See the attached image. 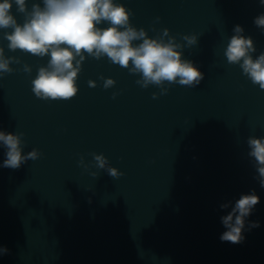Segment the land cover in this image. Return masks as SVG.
<instances>
[{
    "label": "water",
    "instance_id": "1",
    "mask_svg": "<svg viewBox=\"0 0 264 264\" xmlns=\"http://www.w3.org/2000/svg\"><path fill=\"white\" fill-rule=\"evenodd\" d=\"M114 2L150 38L167 28L186 45L184 35H197L182 59L204 79L195 88L165 83L161 94L106 56L85 53L77 95L42 100L31 81L50 57L10 51L4 33L11 29H0L5 56L20 60L0 76V131L24 133L23 154L41 153L19 169L4 168L0 144V249H8L0 264H264V187L247 144L264 137V90L224 55L236 25L253 39V58L264 52V29L254 24L264 6L260 0ZM33 3L43 6L27 0L29 10ZM12 12L22 24L15 5ZM101 76L115 85L105 89ZM93 153L123 175L112 178L95 167ZM81 157L88 168L79 165ZM253 190L260 199L245 219L243 241L222 242L221 217Z\"/></svg>",
    "mask_w": 264,
    "mask_h": 264
},
{
    "label": "clouds",
    "instance_id": "2",
    "mask_svg": "<svg viewBox=\"0 0 264 264\" xmlns=\"http://www.w3.org/2000/svg\"><path fill=\"white\" fill-rule=\"evenodd\" d=\"M260 4L264 6V0H260ZM14 5L16 12L24 15L22 24L12 12ZM42 5L33 3L29 10L27 0H0V29H11L4 33V39L9 42L8 49L50 57L47 66H41L31 81L32 92L39 99L69 100L75 97L78 93L76 80L85 53L97 60L106 56L111 63L127 68L132 74H139L140 79L136 83L142 88L156 85L161 88V94L168 91L165 83L195 88L204 79V74L193 62L182 59V49L198 43L195 34L182 37L186 45L170 36L167 28L157 38H150L143 28L138 30L131 25V11L114 0H42ZM105 22L109 26H98ZM254 24L264 29V13L254 18ZM233 32L224 52L227 62L239 64L243 74L264 90V52L253 58L252 53L256 52L253 39L243 35L244 29L240 25H236ZM136 41L140 42L134 43ZM12 63L18 64L20 60L14 56L6 57L4 48L0 47V76L13 72L10 67ZM23 70L30 73L31 67L25 64ZM100 79L105 89L116 83L112 78L101 76ZM88 84L96 87L95 81L89 80ZM156 97L157 94L153 93V98ZM23 135L0 131V144L6 148L4 168L19 169L27 161H35L40 157L41 153L37 149L23 154ZM247 144L250 149L248 156L253 158L257 178L261 187H264V137H249ZM92 155L94 166L106 169L112 178L123 175L109 165L103 154ZM78 163L88 168L83 157ZM91 175L97 176V173ZM259 199L254 190L251 194L241 195L231 211L221 217L227 229L220 237L222 242L238 244L243 241L245 219ZM228 207V203L221 205L222 209ZM250 227H259V223L251 222ZM7 252V248L0 249V253Z\"/></svg>",
    "mask_w": 264,
    "mask_h": 264
}]
</instances>
